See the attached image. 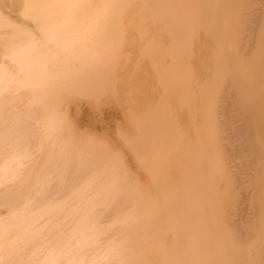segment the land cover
<instances>
[{
  "label": "rangeland",
  "instance_id": "374dc122",
  "mask_svg": "<svg viewBox=\"0 0 264 264\" xmlns=\"http://www.w3.org/2000/svg\"><path fill=\"white\" fill-rule=\"evenodd\" d=\"M131 1L132 0H127L128 3H124V8H122V6L120 7L119 11H122L123 14L118 11L115 15L121 16L119 19L121 23L119 21H117V23L122 27L124 25L123 28L126 32L120 25L119 29L117 28L118 25L116 26V21L109 22L115 23V28L113 29L110 26L108 30H113L114 32L117 28L118 36L117 34L115 36L118 37L120 43L118 39L117 43L115 42L117 37L113 39L114 33H112V39L109 41L112 42L114 40V47L119 43L120 45L117 46L118 48L115 47L116 49L113 48V50H110V42H108L109 47H103L105 50L108 48L110 52H106L105 50H102L104 52L96 51V63L93 61V68L90 67L89 69V67L86 66L88 70H86V72L83 71L87 74V72L92 69L91 72L93 75L89 72L90 75L96 77L99 81H93L95 78L93 79L89 74H87L89 77L86 74L84 75V73L81 75L82 73L80 74V71L82 69L78 71L81 77H77V75L73 76L75 80L76 78L77 80L81 79V85L83 84V86L84 83L82 81H88L86 79L90 80L92 78L93 80H90L91 83H98L95 85L93 83V88L91 85L85 84L87 86L83 89V91L85 90L88 93L87 88L88 86V89L91 87L92 89L89 90V95L91 90H95L96 92L99 91L94 95L95 101L97 102L94 101L95 103H93L91 98L92 95L91 97L86 96L88 100L85 99V94L87 93L84 91L85 94L82 96L83 92L81 93V89V91L79 90L80 96H78L79 93L76 94L78 91H73L76 89L74 85V87L69 84L66 85L69 89H67V91H64L65 88H63L62 91L57 87L59 93L66 95L72 90L71 87H73V92L71 91L73 93V95L71 93L73 99L69 93L68 100L70 104L75 101L74 98L76 96L78 100L84 103L86 108L88 106L90 107L85 110L84 113L86 114L83 117L81 116L85 124H83L81 120L76 121L74 117L72 118V115L69 114L67 109L64 110V108L61 109L60 112L65 113L63 116L66 118L70 115L68 118L71 120L66 119L68 120L66 121L64 119L63 122H66L69 128L70 125L71 128L73 127L70 129L72 132L76 130V127L77 129L78 127L81 129L80 132L79 129L77 131L81 133V136H79V133H76L77 136L81 137V142L87 143L90 138L93 139L90 141L91 143L86 145L87 148L85 146L86 149L82 148V150L84 149L88 153L90 152L92 156H94L93 153L96 156L99 155V159L103 158L100 155L106 157V152H109V154H107L108 156L110 155L109 158L113 157V161L116 162L115 164L111 161L113 158L110 160L108 159L113 162H109L110 165H114L113 167L116 166L118 170L120 167L123 168L120 171L123 172L124 179H122V173L118 171L121 176L119 178L120 181L115 178L116 182L118 181V184L122 182V185L125 188L127 187L128 199L132 200V202L133 200L134 202H141L144 200L145 203V200L148 199L147 197L150 198L153 207L149 204L150 201L147 203V200L144 206H151L152 212L154 210L155 215L153 217L150 216L152 213L150 212V214H147L149 215L147 217H150V219L152 218V222L156 225L158 224L161 226V224H165L167 226L168 218L170 217L168 214H166L167 217L166 215L164 216V214L165 211L168 210L167 213H169L171 210L166 209V207L171 204L169 201L174 200L173 202L178 206V203L175 201L179 200V203H181L182 200L183 206L185 205L184 208H188L186 204L190 207L194 199L196 200H194V203H198L197 200L201 202H199L201 205L197 204V206L200 207L201 213L199 212V208L196 210L197 213H195L203 216L202 223L206 228L203 230L197 228L198 237H195L194 233L191 232L194 230H189V228H187L188 231L193 234L192 236L194 238H192H197V243H199L194 247L195 250H193V247L192 250L187 248L192 245V243L189 245L188 243L190 240L188 242L186 241L191 236L185 234L189 232H184L187 230L183 227L186 226V221H184L185 225L182 224L183 226L179 225L181 223L178 224L182 226L183 229L180 227L181 230L180 228L178 229L179 226L177 227V224H174L176 227L172 225V227L169 226L170 222H168L167 228L164 226L166 228H164L165 230L163 226L160 227L163 229L162 230L159 226L157 228L155 225L157 230H154V226V229L151 230L153 227L150 226L149 228H152H148L147 230L149 232L148 237L151 239L152 237L159 239L160 243L158 241L154 242L158 243L159 246L161 244V247H158L156 244L157 247L155 246V248L151 243L146 245L150 246L149 248L144 246L142 257L145 263L168 264L169 262V264H193L192 261L196 259L195 255H198L199 258L201 256L204 258L206 264H264V223H261L263 221H260V218L257 220L258 216H264V1L231 0V2L230 0H216L214 2V0H180L178 3V0H175V2L173 0V3L172 0H170V3H172L170 5L172 6L168 5V0H158V6L156 5V0H138V4L136 3L137 0H133L135 3ZM154 1L155 3L153 4ZM161 2L163 3L161 4ZM237 2L240 4L235 5L238 4ZM173 4L175 8H173ZM143 5L146 6V8ZM255 5L257 9L258 6H260V8L263 7L261 8L263 13H261L262 15L257 20V22H259L257 23L255 21L257 24L255 25L254 23L252 24L253 26H250V18L253 17L251 11L253 9L255 10ZM251 6H253L252 10H250ZM164 7H169L168 9L171 12ZM136 8L142 9L136 10ZM162 8L163 11L166 12H162ZM22 13H24L23 10L19 15ZM251 14L252 16L250 17ZM142 15L143 17L140 18ZM147 15L149 16L147 17ZM23 16H25V14H22L23 19L29 17L25 16L24 18ZM167 16L169 21H167L166 25V22L163 21L167 19ZM27 19L30 18H26V21ZM32 19L28 22L33 26L34 23L31 21L36 22L37 19H35V21ZM125 19L127 22H125ZM139 19H142V21ZM6 20L7 19L3 21L2 19V21H0L3 22V25H0V27L3 26V29L4 26L6 28L8 24L5 23ZM136 20L139 21L138 24ZM37 22L34 26L36 25L38 28L41 22ZM143 23H145V25H143ZM133 24L139 27H135ZM40 25H42V23ZM36 26L34 28H36ZM160 27L161 29L159 30ZM167 28L170 30H167ZM119 30H122L121 33ZM138 30L140 31L139 33L137 32ZM141 32H143V34H141ZM105 33L107 35L109 31ZM120 34L122 35L120 36ZM141 35H143V37ZM108 36H110V33L107 36L104 35L103 45H107ZM105 37H108V39ZM130 38L132 41H130ZM2 39L0 38V41ZM4 39L1 42V47L2 44L6 43V39ZM126 39L130 42H127ZM146 39H149L150 41L148 40V42L150 43H148ZM145 40L146 43L143 42ZM126 42L128 45H124L127 44ZM111 44L112 43H110V45ZM144 44L147 45L144 46ZM146 46L149 47L146 48ZM120 51H122V53ZM101 52L104 54L100 55ZM114 53H120V55H114ZM109 54L111 56H109ZM98 55H100L101 58ZM102 56L103 58L104 56H108L109 59L107 57L104 58L108 61H102ZM114 56L115 58H113ZM116 56L117 58L119 56L121 57L117 59ZM111 59H113L112 62ZM99 61L106 65L107 70L104 69V64H98ZM99 66L103 67L98 71L95 68H99ZM102 68L106 71H104L105 74H102L103 76L101 75V73H103ZM111 68H113V71ZM84 69L85 67L83 66V70ZM93 69L96 70L97 75ZM108 74L110 75L107 76ZM105 75L106 78L108 77L107 79H110H106L105 81ZM84 76L85 79H82ZM102 77L104 79H102ZM76 83L79 85L80 81ZM77 87L78 89L81 88L80 85ZM59 93L55 96L61 95ZM66 97H68V95ZM79 97H81V99ZM228 100L232 103L223 106ZM99 101L102 102V104H100ZM69 102L67 103L69 104ZM242 106L243 109H240ZM226 107H229V109L231 108V110L235 107L236 110L238 108L240 111L234 109L232 111L230 110V112ZM224 108L229 111V114H232L226 117L227 112ZM245 111H247V113ZM90 112L94 114L92 115ZM239 112L241 113L239 114ZM89 114L92 115V119L88 118L90 117ZM241 115L247 117L249 131L246 133L245 139L250 141L253 145L254 152H251V158H249L250 155L247 154L248 148L240 144L245 142L243 134L239 133L243 136L241 137L236 131L233 133V131H230L232 129H229L232 126H238L237 124L241 121L240 118L242 119ZM239 116L241 117L239 118ZM93 117L95 118L94 120ZM86 118L87 120H85ZM73 119L77 123L74 122ZM88 119L91 120V124L96 120L93 126ZM87 121L89 124H87ZM69 122H71L70 125ZM80 122L81 126H78ZM225 122L226 124L230 122V127L229 124L226 127ZM142 124H144V126ZM67 127L65 128L68 129ZM138 129L142 131L140 130L139 132ZM85 130L87 132H85ZM117 130L119 132H117ZM67 131L69 130H65L66 133H68ZM69 134H72L71 131H69ZM76 135L74 136L75 140ZM151 135L152 137L150 138ZM84 136L86 140H84ZM82 138L84 139L82 140ZM238 138H242L243 141L241 142V139L239 140ZM78 139L79 140L76 142L78 145H81L78 143L80 142V138ZM93 141L97 142H95L96 145ZM89 145L99 147L98 149L101 152L107 150L106 152L103 151L106 154L104 155L103 152L100 153L96 148L94 150V147V152H92V150H89L91 149ZM236 147L241 149H238V151ZM78 148H80V146ZM96 153H98V155ZM96 156H94V158ZM103 160L108 162L105 158ZM106 161L101 162V160H98V163L102 164V166L105 164V167L107 165ZM118 172L116 175H120ZM166 192H170L171 195ZM187 197H189L188 200L190 201L185 204L183 201L186 200V202H188ZM191 197L193 200H191ZM152 201H157V204L158 201L160 204L162 203V206L158 204L161 208L163 207L162 210L158 207L157 208L160 210L154 208L156 202L153 203ZM164 201H167L166 203L168 206ZM164 203L166 206L163 205ZM174 203L173 206L178 208L179 206L177 207ZM170 207L171 205L168 208ZM181 208H178L181 214L177 211V213H175L179 214L175 215V217L179 218L181 217L180 215L184 214L185 216L189 213L186 212L189 208L187 210ZM182 210L184 213H182ZM171 212L174 211L172 210ZM170 214L171 213H169V215ZM247 216H249V218L246 220ZM158 217L161 218L158 219ZM175 217L174 219H176ZM153 218L158 220H154ZM184 219L186 220V218H183V220ZM240 219H244L245 221L250 219L249 221L252 220V223L250 222L251 224L249 226V222H245L249 227H246V225L245 227H240ZM255 221L257 224H261L257 226ZM178 222L176 221V223ZM255 226L258 227V230ZM169 227L173 230L171 231V228L169 230ZM174 228H176L179 233H177L178 231L175 229L177 232H174L173 236L172 232L175 231ZM181 231L185 234L183 235L181 233L184 237L182 235H177L180 234ZM175 240L180 244H178V246H180L183 251L179 252V247H177L179 248L177 250V243H174ZM192 242L194 243V241ZM203 244L206 247H202ZM173 246L175 248H173ZM197 246L205 248V250L200 248L197 249ZM187 249L191 251L188 252ZM191 252L196 253L194 257L189 255ZM167 255H169V258ZM165 259L168 260V262ZM202 263L204 262L202 261Z\"/></svg>",
  "mask_w": 264,
  "mask_h": 264
},
{
  "label": "bare ground",
  "instance_id": "6f19581e",
  "mask_svg": "<svg viewBox=\"0 0 264 264\" xmlns=\"http://www.w3.org/2000/svg\"><path fill=\"white\" fill-rule=\"evenodd\" d=\"M157 1L158 0H156V2ZM168 1H169L168 5L172 4L170 3L171 2L170 0ZM215 1L216 0H214V2ZM125 2H127V0H0V21H2V19L3 21L7 19L5 23L6 24L8 23L7 24L8 27L6 26L5 28L4 26V29L3 26L0 27L2 28L0 29V38L2 39L3 37L4 39L5 37L6 39V43L4 42L5 44H2V47H1V42L3 41V39L0 41V207H1L0 208L1 209L0 210V264H147L145 263L142 257L143 247L146 246L148 243H151V245L153 244V246L155 247L156 244L158 245V243H155L154 241H158V242L160 241L157 238L156 240L155 237L154 238L152 237V239L148 237L149 232L147 230L150 226L153 227L155 225L157 228L158 226L159 228L163 226V229L165 228L164 226H166L165 224H161V226L158 224L156 225L155 223L152 222L151 220L152 218L150 219V217H147L149 216L147 214H150V212H152V208L150 207L151 206L153 207L150 198L147 197L149 200L148 199L146 200L147 203L148 201H150L149 204L151 206H144L146 204V200L145 203L144 200L141 202L139 201L134 202V200L132 202V200H129L127 187L125 188L122 185V182H119V184L117 183L118 181H120L119 179L121 176L120 170L123 168L120 167V169L118 170L116 166L115 168L113 167L114 165L113 166L110 165L109 162L113 161L114 158L113 157H111L113 159L109 158L110 155L109 156L107 155L109 154V152H106L107 150L106 151L103 150L105 146L103 147L102 150L107 154L104 153L103 151L102 152L104 153V155L106 154L105 155L106 157L100 155L103 158L99 159L98 153H96L98 156H96L94 153L93 155L97 157V158L95 157L96 159L101 160V162L106 161L103 160L104 158L107 160L111 159V161L109 160L108 162L106 161L107 167L106 166L104 167L105 164L102 166V164L98 163V160H96L90 152L88 153L84 149L82 150V148H85V146L88 143H91L90 141H92L93 139L90 138L89 142L87 141V143L86 142L83 143V141L81 142V137H79L81 136V133H79L81 129H79L78 127L79 132H77L78 129L76 127L75 128L76 130L72 132V130H70L73 128V127L71 128L70 125L71 122H69L70 128L66 122H65L66 124L63 122L64 119L65 120L69 119L68 117L72 115L71 117L72 118L74 117L76 121L81 120V122L83 123L82 117L86 114L84 112L87 108L90 107L88 106L86 108V106H84V103L78 100L76 96L74 98L75 101H73V103L71 102L72 104H70L68 100L69 93L71 95V93L76 90L78 91L76 94H78L82 90L81 93L83 92V95L82 94L81 95L84 96V94L87 93L85 90H84L85 93L83 91L85 86L89 84V86L91 85L92 87L93 83L94 85L98 83L95 82L91 83V81L94 78L95 80L93 81L97 80L96 77L92 76L93 75V73L91 72L92 69L91 71L89 70V72H91L92 75H90L89 72H87V74L92 76L93 79L90 77L91 81L89 79H86L88 81L84 82L83 80L82 82L84 83V86L83 84L81 85V79L77 80L76 78L77 81H80L79 85L81 88L79 89L77 87L79 86L78 85L79 82L76 83L77 81L75 80V77L73 78V76L77 75V77H81V75H83L84 73L83 71L86 72V70H88L87 67H89V69L90 67L93 68L94 66L93 63L96 61L95 60L96 51L100 52L102 50H105L103 46L105 47L108 46V42H110L109 40L112 39L113 36L112 33H114L113 39H115V37L118 36L117 28L119 29L121 25L119 24L120 25L119 26L117 21L120 22L119 19L121 16L117 15L119 16L117 17L115 15L116 13H118L121 6L122 8H124L123 5ZM137 2L138 0L136 1V3ZM177 2L179 3L180 0H178ZM154 3L155 1L153 2V4ZM162 3L163 2H161V4ZM157 4L159 3L157 2L156 5ZM239 4L240 3L235 5H239ZM144 7L146 8V6ZM252 7L253 6H251L250 10H252ZM254 7H256V5ZM173 8H175L174 4H173ZM261 8L260 6H258V9L256 7L255 10L253 9L251 11L253 17H251L252 16L251 14L250 15L251 23H249L250 26L254 23L256 25L259 22V21L257 22V20L262 15L261 13H263ZM137 9L138 8H136V10ZM22 10L24 12L22 14L23 15L25 14V16H29L26 18H30L27 19V21L25 16H23L25 18L23 19L22 14L19 15V13H21ZM119 12L122 13V11ZM162 12H166V11H163L162 8ZM148 16L149 15H147V17ZM142 17L143 15L140 18ZM31 19L34 21L35 19H37V21L38 22L40 21L42 25H40L41 23L39 22L40 24L39 25L37 24L39 27L37 28V26L35 25L36 28H34L35 27L34 24L37 21L36 22L31 21L32 23H34L32 26L30 22H28ZM159 19H160V15H159ZM127 20L125 22H127ZM139 20L142 21V19ZM113 21H116V26L118 25L116 31L114 30V32L113 30L111 31L108 30L109 29L108 27L110 26L113 29L115 28V23L114 24L109 23ZM167 21H169L168 16L167 19H165V21L163 22H166L165 24L167 25ZM136 22L138 24L139 21L136 20ZM0 23H2L0 25H3V22ZM145 23H143V25H145ZM123 27L122 29H124ZM135 27H139V26H135ZM160 29L161 27L159 28V30ZM105 30L107 32L109 31L110 33V36H108L109 39L108 37H105L106 39H108V41L105 40L107 41V45L106 44L103 45L102 43L104 41L103 40L104 35L105 36L109 35V33L106 35ZM167 30L170 29L167 28ZM121 31L122 30H119L120 33ZM137 32L139 33L140 31L138 30ZM116 34L117 36H115ZM141 34H143V32H141ZM121 35L122 34H120V36ZM141 36L143 37V35ZM117 39L118 37L115 39L116 43H117ZM146 40L143 42L146 43ZM113 41L110 42L113 44V46L112 44L110 45L109 43L110 47L109 46L108 47L110 50H113V48L116 49L115 47L120 45L119 39H118L119 43L118 45L116 44L115 47H114L115 43ZM128 41L129 40H127V42ZM130 41H132L131 38ZM251 44H252V39H251ZM124 45H128V43ZM145 45L147 44H144V46ZM148 47L149 46H146V48ZM110 50L108 51L107 48L105 51L110 52ZM102 52L100 55L104 54ZM120 52L122 53V51ZM100 55L98 56L100 57ZM114 55H120V53L119 54L114 53ZM109 56L111 55L109 54ZM105 57L109 59L108 56H104V58ZM104 58L102 56V61L104 60L108 61L107 59ZM113 58H115V56ZM112 60L113 59H111V62ZM100 63L101 62L99 61L98 64L100 65ZM101 64L103 65L104 63ZM83 66L85 67L84 70H83ZM104 66H105L104 69H106L105 64ZM101 67L103 66H99V68L96 67L95 69L99 71ZM95 69L93 70L97 75ZM104 69L102 68L103 73H101V75L105 74ZM111 69L113 71V68ZM79 70H81L80 71V74L82 73L81 75L78 74ZM85 74L86 73H84V75ZM109 75L110 74H108L107 76ZM71 77L73 80L71 79ZM104 78L106 81L108 77L106 78L105 75ZM104 78L102 77V79ZM82 79H85V76L82 77ZM98 81L99 80H97V82ZM68 84L70 86L74 85L76 89L73 90L74 86L71 87L73 91L72 90H71L72 92L69 91L67 94L68 97H66L67 96L66 94L59 93V91L57 90L60 89L63 91V88H65L64 91L65 90L67 91L68 87H66V85ZM91 87L90 89L93 88ZM88 88H87L88 91L87 94L89 95L90 89ZM94 91L91 90L89 96L85 94V99L88 100L86 96L91 97L92 95L91 98L93 103L97 102L95 101L96 99L94 95H96L97 92L99 91L97 92ZM57 92L61 95L59 96L57 95L56 97L55 95L58 94ZM92 92L95 94H93ZM72 95L71 97L73 99ZM78 96H80V93L78 94ZM81 97L79 98L81 99ZM229 101L230 100H228V102ZM67 102H69V104ZM228 102H225L223 106H227L232 103V102L231 103ZM99 103L102 104V102L100 101ZM63 108L64 110L67 109L70 114L68 115L67 118L63 116L65 115V113L60 112V110ZM226 108L224 109L228 113V114L226 113L227 115L226 117H228L229 115L232 114V113L229 114L231 108L230 109L229 107L227 108L229 111ZM240 109H243V106ZM240 109L237 108V110L239 111ZM245 112L247 113V111ZM90 113L92 114V112ZM240 113L241 112H239V114ZM91 114H89L90 117L94 113L92 115ZM241 116H239V118ZM90 117L88 118L92 119V117L91 118ZM246 118L247 117L243 115L242 119L240 118L241 121L236 120V121H240L239 123L241 124L238 123L237 124L238 126H235L234 124L235 127L232 126L231 128H229L230 122L229 123L227 122V124L225 122V124L226 127L229 124L228 128L232 129L230 131H233V133H235L236 131L238 135L243 134L244 136L243 139L245 142H242L243 141L242 138H240L241 140L239 138L238 139L242 142L240 144L245 145V147L248 148L247 154L250 155L249 158H251L252 153L254 151H253L252 143L245 139L246 133L249 131ZM89 119L88 121H90L91 124V120ZM94 119L95 118L93 117V120ZM75 120L74 122H76ZM85 120H87V118ZM81 122L79 123L80 125L78 124V126H81ZM94 122H96V120ZM93 123L91 124L92 126ZM87 124H89V122ZM74 125L77 126L76 124ZM142 125L144 126V124ZM65 127H67L68 129H66ZM65 130L71 131L73 135L72 134L70 135L69 131H67L68 133H66ZM85 132L87 131L85 130ZM117 132L119 131L117 130ZM74 133L75 135L76 133H79V136L76 135L75 137L76 140L74 139L75 136ZM243 136L241 135V137ZM151 137L152 135L150 136V138ZM78 138H80V142L78 143L81 145L83 144L82 147L81 145H78L76 142L77 140H79ZM84 138H82V140ZM84 140H86V138ZM95 142L94 144L96 145L97 142L96 143ZM77 146L78 147L80 146V148H78ZM90 147L91 149L89 150H92V152H94L95 148L96 149L99 148V147H94L93 145H89V148ZM238 149L241 148L236 147V150ZM102 152L100 151V153ZM114 163L116 164V162ZM116 169L117 172L120 171L118 172L120 175L117 174L118 176L116 175L117 173ZM121 173L123 175L122 179H124V174L123 172ZM115 178L119 180L116 182ZM166 193H170V192H166ZM188 198L189 197H187V200ZM191 200H193V198ZM173 201H169L171 204L168 202L171 205L170 208H168L170 205L168 206V204L166 203L167 201H164L168 206L166 207V209H171L169 212L171 213L170 215L169 213H167L168 210L165 211L164 214L165 208L163 209L164 216L168 214V216L170 217L168 218V222H170L169 226L172 225L173 227H176V225L174 224H177L178 227L179 225L184 224V221H186L187 227L182 225L184 229L186 230L187 228H189V230H194L191 232L194 233L195 237H198V231L196 230L198 229L203 230L206 228V226H204V224L202 223L203 216L196 214L197 213L196 210H198V208H199V212L201 213L200 207L197 206V204L201 205L200 204L201 202L197 200L198 203L195 202L194 204L193 203L191 204L192 202L191 201L190 202L191 206L189 207L187 206L186 203H189L190 200H188V202L184 200L183 203L185 202L186 207L189 208L188 209V208H184L185 205L183 206L182 200L181 203H179L180 202L179 200L175 201L178 203L179 207ZM153 203H155L154 208L156 209L161 208L162 206V203L160 204L159 201L158 204H160L161 206L157 204V201H154ZM165 203L163 205H165ZM173 203L178 208H181L183 206L182 207L183 210L188 209V211L185 210L186 212H189L187 213L188 215L185 212V214L188 217L186 215L184 216V214L180 215L181 217L179 218L175 217V215H178L181 211L180 209L173 206ZM172 210L174 212H171ZM183 210L182 213H184ZM177 211L179 212L178 214H176ZM154 213L155 212L153 210V212L151 213L153 215L150 214V216L153 217L155 215ZM173 213L175 214L172 215ZM174 217L176 219H174ZM263 217L264 216L262 215L258 216L257 220L258 218H260V221H263L261 223H264V220H262L264 219ZM156 218L153 219L158 220L161 217H158V219ZM183 218H186V220L185 219L183 220ZM247 218H249V216L246 217V220ZM249 220L250 219H248V221H245L244 219H240L239 226L245 227L246 225V227H249L250 224L252 223L251 222L252 220L251 221ZM176 221L179 222L176 223ZM168 222H167V226H168ZM245 222L246 223L249 222L248 223L249 226H247L248 224H245ZM261 223L258 224L260 225ZM258 224L256 222L257 226ZM182 226H179L178 229L180 227L182 228ZM257 226H255V228ZM154 227L152 229L151 228L149 229L153 230ZM156 227L154 230H157ZM171 227H169V230ZM175 229L176 228H174V230ZM256 229L258 230V227ZM172 230L173 229L171 228V231ZM176 230L172 232L173 236H174V232L176 233L178 231ZM184 232H189V233H185L186 235L188 234V236L191 235L190 238L188 237L189 239H187L186 241L188 242L190 240L188 244L190 245L192 243L193 245V246L190 245L187 248L192 250L193 247V250H195L194 247L197 244H199L197 243L196 240L197 238L193 239L194 238L192 236L193 234H191V232L188 231V229ZM177 233H179V231ZM181 233L182 231L180 232V234L177 235H182V234L185 235L184 233L182 234ZM191 239L192 241H194L195 244L191 241ZM175 242L176 240L174 241V243ZM176 243L177 246L176 245L174 246H176V248L177 247L180 248V246H178L179 243L178 242ZM153 246L151 247L154 248ZM174 246L173 248H175ZM200 246L199 247L197 246V249L200 248L205 250V248H201ZM149 247L150 246H146V248ZM158 247H161V244L160 246L158 245ZM202 247H206V246H204L203 244ZM179 248H177V250ZM189 249H187L188 252L191 251ZM181 251L183 250H181L180 248L179 252ZM194 254L196 253L195 252L189 253V255H192L193 257ZM167 257L169 258V255H167ZM195 257L196 259L194 258L195 260L192 261L193 264H206L202 256L200 257L201 259L199 258L198 255H195ZM197 257L200 260H198ZM166 261L168 262V260ZM202 261L204 263H202Z\"/></svg>",
  "mask_w": 264,
  "mask_h": 264
}]
</instances>
